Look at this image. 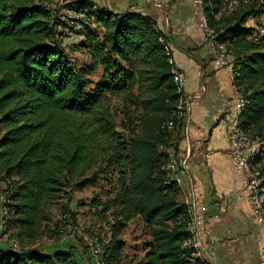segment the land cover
<instances>
[{
	"label": "trees",
	"instance_id": "16d2710c",
	"mask_svg": "<svg viewBox=\"0 0 264 264\" xmlns=\"http://www.w3.org/2000/svg\"><path fill=\"white\" fill-rule=\"evenodd\" d=\"M226 5L202 0L207 28L233 58V85L244 99L239 126L260 141L264 34L247 24L263 18L264 6L250 0L223 13ZM62 7L80 18L64 16L66 22L48 0H0V182L6 226L19 243L0 246V264H81L71 247L48 252L30 245L67 189L82 191L108 174L118 176V188L104 211L113 209L116 223L101 264H121L119 227L137 217L152 227L137 264H206L192 243L194 219L170 176V150H178L187 110L169 37L143 12H115L94 0H66ZM67 26L84 34L78 46L87 63L78 65L65 52ZM118 113L131 128L128 136L117 130ZM257 165L264 174V156ZM63 207L75 219L68 204ZM60 232L58 226L40 235Z\"/></svg>",
	"mask_w": 264,
	"mask_h": 264
},
{
	"label": "crops",
	"instance_id": "0c3cea01",
	"mask_svg": "<svg viewBox=\"0 0 264 264\" xmlns=\"http://www.w3.org/2000/svg\"><path fill=\"white\" fill-rule=\"evenodd\" d=\"M195 1L109 0L107 8L152 16L169 37L175 67L186 76L185 128L178 150L170 151L174 157L170 176L180 187L181 202L193 191L204 208L203 244L198 231L195 235L202 260L206 264H264V225L255 218L246 175L233 163L228 139L238 97L233 64L228 69L215 60L227 57L213 54ZM188 208L198 228L199 214ZM91 264L97 263L92 260Z\"/></svg>",
	"mask_w": 264,
	"mask_h": 264
},
{
	"label": "rangeland",
	"instance_id": "374dc122",
	"mask_svg": "<svg viewBox=\"0 0 264 264\" xmlns=\"http://www.w3.org/2000/svg\"><path fill=\"white\" fill-rule=\"evenodd\" d=\"M65 1L66 0H48L50 6L53 9L60 11V15L62 14L63 16L67 17L69 16L68 18L72 19L80 18L77 13L68 11L66 8L62 7L63 4H65ZM108 1L109 0H94L97 5L104 7H107ZM231 1L234 0H225V3L228 5ZM239 1L242 2L244 6L250 4V0ZM252 1H257L260 6H264V0ZM225 8L223 9L225 11L223 13H226V10L228 13L233 12L228 11V9ZM68 21L69 20L66 18V22ZM69 23L73 25L72 22ZM263 26L264 15L259 22L256 19H250L247 24L248 28L260 31H264ZM64 34L65 35L63 36L62 45L65 49V52L78 65L87 63L88 56L86 52L82 51L78 46L84 41V34L82 35L77 34L76 32H71L69 26L64 29ZM263 34L264 32H262L261 35ZM102 73V71H99L97 74L91 77L94 85L100 80ZM238 95H240V93H238ZM113 104L117 105V100H114ZM119 110H121V108H119ZM239 116H237V119ZM124 120L125 117H122V115L118 113L116 120L118 126L117 130L123 136H128L131 133V128L129 129L124 127ZM126 124H130L128 119ZM170 151L173 152L172 150ZM172 159H174V157ZM117 181L118 176L108 174L102 176L95 185L88 186L82 191L67 189V191L62 194L58 202L55 203V205H53V207L50 209V219H47V221L44 223V228H47L38 233L39 238L36 240V243L30 245V247L34 249L41 248L42 250L48 252L61 249H66L69 251V247H71L76 251L81 264H91L92 260H94L97 264H101V256L104 252V244H108L110 242L113 234V226L116 223L112 216L113 209L105 212L104 204L108 201L109 193L114 189L117 190ZM5 190L6 185L0 182V246H9L13 249H16L19 248V243L13 237H10L15 230L11 228L8 229L6 226L4 204L7 202V197ZM96 200L101 202L100 206H95L94 203ZM67 204L70 210H72L74 213L75 219L70 218L69 215L64 212L63 206ZM58 226L61 227L62 230L59 236L49 239L48 237L40 235L42 232L48 234L49 231H54V229ZM119 228L122 229L120 240L124 245L121 264H137L144 257L148 242L152 241V237L150 235L152 232V227L150 224L145 223L140 217H137L124 225V227ZM194 238L195 240H193L192 243L196 249L197 256L201 258V248L199 243L196 241L195 236ZM96 250L97 253L95 252Z\"/></svg>",
	"mask_w": 264,
	"mask_h": 264
},
{
	"label": "built area",
	"instance_id": "2783aa9c",
	"mask_svg": "<svg viewBox=\"0 0 264 264\" xmlns=\"http://www.w3.org/2000/svg\"><path fill=\"white\" fill-rule=\"evenodd\" d=\"M195 4L200 10V6L198 5V1H195ZM233 8H236V5H233ZM62 19L66 21V18L64 16H62ZM204 32H205L206 38L209 41H210V37L216 36L215 34H209L206 31H204ZM262 32H264V31H260V35L262 34ZM215 60L221 66L227 67L228 69H230V64H231L233 58L230 55H227V60H218L216 58H215ZM179 75H181V77L186 79L185 74L180 69H179ZM237 101H244V99H243V97H240V95H238V97L236 99V103H235V118L231 122V124H230V126L228 128V139H229L230 150H231V158H232L233 163L235 164V166L237 168H239L241 171H243L244 174L246 175V178H247L246 192H247L248 198L250 200V203H251V206H252V210L254 212V215H255V218L257 219V221L264 225V222H262L256 216V206H255V200H254V189H255L256 181L259 180V177L250 176V174L247 171H245V168H244V155L246 153V150L247 149H254L256 144H258L261 141H264V138H262L260 141L244 140V139H240L239 138V136H238V134L236 132V119H237L236 108H237ZM185 203H186L187 206L195 208V210H197V213L199 214V221H198L197 231H198L200 237H202V244H203V241L205 239V234H206L204 208L198 202L197 196L194 194L193 191L191 192V195H189L187 197V199L185 200ZM95 252L97 253V250Z\"/></svg>",
	"mask_w": 264,
	"mask_h": 264
},
{
	"label": "bare ground",
	"instance_id": "6f19581e",
	"mask_svg": "<svg viewBox=\"0 0 264 264\" xmlns=\"http://www.w3.org/2000/svg\"><path fill=\"white\" fill-rule=\"evenodd\" d=\"M198 1V5L200 6V15H201V23L204 28V31L208 32L209 34H213L211 30L207 28V22L204 15V10L202 6V0ZM233 5H236V8H233ZM244 6L242 2L239 0L231 1L226 8L228 11H234L240 7ZM225 8V9H226ZM211 47L213 48V54L218 56L219 58H224L227 56V51L225 47L216 41L215 37H210ZM179 81L181 85L185 86V78L179 75ZM244 108V102L238 101L237 108H236V115L239 116ZM236 132L240 139L244 140H252L248 138L239 126L238 119L236 120ZM254 141V140H252ZM259 141V140H257ZM264 156V142H259L256 144L254 149H247L244 155V168L250 176L252 177H259V180L256 181L255 189H254V200L256 206V216L262 222H264V174L258 171L257 161ZM196 219H194V224L189 225V231L194 236L196 235ZM195 240V238H194Z\"/></svg>",
	"mask_w": 264,
	"mask_h": 264
}]
</instances>
